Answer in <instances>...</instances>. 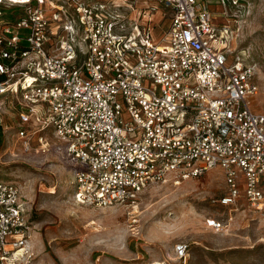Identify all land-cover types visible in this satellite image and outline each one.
<instances>
[{
  "label": "built area",
  "instance_id": "obj_1",
  "mask_svg": "<svg viewBox=\"0 0 264 264\" xmlns=\"http://www.w3.org/2000/svg\"><path fill=\"white\" fill-rule=\"evenodd\" d=\"M155 1L170 11L159 40L103 4L15 2L23 13L0 24V95L19 98L23 150L32 140L42 152L61 150L81 204L131 203L152 184H180L219 167L221 205L242 199L264 211V109L253 107L254 68L240 56L227 63L204 1ZM49 127L64 147L42 133ZM21 200L15 184L0 180V264L30 250ZM175 254L185 258L187 245Z\"/></svg>",
  "mask_w": 264,
  "mask_h": 264
},
{
  "label": "rangeland",
  "instance_id": "obj_2",
  "mask_svg": "<svg viewBox=\"0 0 264 264\" xmlns=\"http://www.w3.org/2000/svg\"><path fill=\"white\" fill-rule=\"evenodd\" d=\"M18 1L0 0V23L23 13ZM78 1L103 4L129 26L141 25L154 40L169 27L170 11L155 0ZM202 1L221 30L218 41L230 52L227 63L240 56L254 68L259 91L253 107L263 110L264 0ZM18 99L0 95V180L20 191L30 250L14 251L8 264H264V211L242 199L221 205L226 186L219 167L180 184H152L131 203L104 208L78 203L73 169L61 150L42 152L33 140L32 149L23 150L16 136ZM118 101L121 118L128 121L121 96ZM42 133L53 147H64L51 136V127ZM181 243L187 254L180 259L175 247Z\"/></svg>",
  "mask_w": 264,
  "mask_h": 264
},
{
  "label": "trees",
  "instance_id": "obj_3",
  "mask_svg": "<svg viewBox=\"0 0 264 264\" xmlns=\"http://www.w3.org/2000/svg\"><path fill=\"white\" fill-rule=\"evenodd\" d=\"M0 15H2V13H0ZM18 17V16H17ZM15 17L12 18V19H6L5 21H1L0 24H10L12 21H14ZM0 79H1V76H0ZM2 131V127L0 128V132Z\"/></svg>",
  "mask_w": 264,
  "mask_h": 264
},
{
  "label": "bare ground",
  "instance_id": "obj_4",
  "mask_svg": "<svg viewBox=\"0 0 264 264\" xmlns=\"http://www.w3.org/2000/svg\"><path fill=\"white\" fill-rule=\"evenodd\" d=\"M20 1H28V0H20Z\"/></svg>",
  "mask_w": 264,
  "mask_h": 264
}]
</instances>
